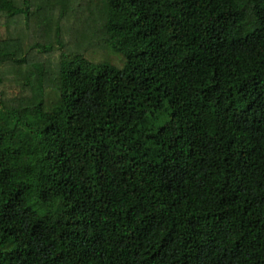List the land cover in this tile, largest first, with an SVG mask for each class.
Segmentation results:
<instances>
[{"label":"trees","instance_id":"obj_1","mask_svg":"<svg viewBox=\"0 0 264 264\" xmlns=\"http://www.w3.org/2000/svg\"><path fill=\"white\" fill-rule=\"evenodd\" d=\"M4 65L0 264H264V0H0Z\"/></svg>","mask_w":264,"mask_h":264},{"label":"rangeland","instance_id":"obj_2","mask_svg":"<svg viewBox=\"0 0 264 264\" xmlns=\"http://www.w3.org/2000/svg\"><path fill=\"white\" fill-rule=\"evenodd\" d=\"M57 11H59V8H57ZM33 17V16H32ZM32 17H31V19H24L23 18V16L21 15V16H19V17H16L15 19H14V22H12L11 23V25H10V28H12L13 27V29H14V31H15V26H17L18 28H28V30H27V34H31L30 33V31H29V28H31L32 26L34 27V30H33V33L31 34V38H32V35L33 34H37L38 33V29H39V26L38 25H40V27H41V29L43 30L45 27H47L45 24H43V23H40L36 18H34L33 20H32ZM58 19V18H57ZM88 19V18H87ZM31 20H32V22H31ZM57 22H58V20H56ZM55 21V22H56ZM33 23V24H32ZM63 26V25H62ZM68 28V27H67ZM61 29H65L64 28V26H63V28H61ZM77 29H78V26H77ZM48 31H50V28L48 29ZM53 32L55 33L56 32V30L54 29L53 30ZM22 33H26L25 31H23ZM48 33V32H47ZM95 32H91V36L94 34ZM14 35V34H13ZM95 35H96V37H95V39H98L99 38V35L97 34V33H95ZM31 38H26V40L25 41H23V40H18V43H19V45H25V47L27 46V47H29V42H30V40H31ZM79 38H81V36H79ZM94 38V37H93ZM16 39V38H15ZM23 43H21V42ZM14 46L15 47H17L18 45L17 44H14ZM100 46V45H99ZM98 46V44H94L93 45V47L92 48H90V50L91 51H93V53H92V56H93V54L94 55H97V56H99V49H101V50H104V49H102L101 47H99ZM90 51V52H91ZM108 58V57H107ZM4 73V78H5V80H6V82H7V84H8V87L10 88V90H11V92L12 93H15L16 94V87H15V85H14V78L11 76L12 75V71H11V68L8 66V65H4V66H0V74L1 73ZM20 74V73H19ZM11 81H13V82H11Z\"/></svg>","mask_w":264,"mask_h":264}]
</instances>
